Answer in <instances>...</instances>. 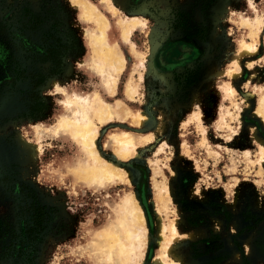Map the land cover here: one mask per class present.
Wrapping results in <instances>:
<instances>
[{"label":"rangeland","instance_id":"374dc122","mask_svg":"<svg viewBox=\"0 0 264 264\" xmlns=\"http://www.w3.org/2000/svg\"><path fill=\"white\" fill-rule=\"evenodd\" d=\"M88 1L106 15L108 43L126 60L115 97L109 96L90 69L88 35L96 29L82 19L72 0H0V189L7 194L0 200V218L18 229V200L28 192L49 212L31 261L9 258L0 259V264H108L99 236L117 225L129 195L142 206L148 228L143 264H152L160 253L162 221L167 226L177 222L182 234L203 233L197 239L174 242L183 264H264L256 244L264 232V168L258 163L260 150L254 136L257 133L264 140V123L255 116L264 94V28L259 52L241 59V76L233 80L218 74L230 68L241 41L251 43L250 31L242 22L264 20V0H209L208 4L204 0H119L123 9L116 16L100 0ZM127 13H136L145 22L130 39L136 52L151 56L150 72H145L131 44L120 36L118 20H125ZM38 14L42 24L37 32L26 34L23 40H30L29 50L23 49L17 29L31 28ZM70 28L80 37L83 54L66 58L64 70L53 76L52 64L40 58L53 42L50 36L66 42ZM174 44L191 48L196 55L183 65L167 68L161 53ZM22 72L45 78L38 92L50 106L46 120L31 118L26 99L31 85L29 79L20 78ZM131 77L139 92L134 102L124 96ZM227 82L236 90L235 98L228 100L222 92ZM95 91L109 103L122 100L149 118L141 129L117 119L101 128L100 154L130 174L127 182L103 189L75 181L70 167L82 154L71 139L42 133L67 112L63 105L67 96ZM194 112L202 114L200 123L190 121ZM122 131L136 138L158 136L120 161L107 137ZM23 141L38 146V155L33 157L24 149Z\"/></svg>","mask_w":264,"mask_h":264},{"label":"bare ground","instance_id":"6f19581e","mask_svg":"<svg viewBox=\"0 0 264 264\" xmlns=\"http://www.w3.org/2000/svg\"><path fill=\"white\" fill-rule=\"evenodd\" d=\"M100 1L114 16L123 9V3L119 2V0ZM72 2L80 9L82 19L96 29L88 35L92 50L90 69L100 77L109 96L115 97L119 78L126 67V60L116 47L108 43L107 33L110 27L108 19L101 10L88 0H72ZM136 13H127L125 20H118L119 24L118 22L117 24L120 26L122 40L126 44H131L135 57L140 59V64L145 72H150L152 70L151 56L136 52L135 46L130 39L136 30L145 27V22H142ZM242 23L250 31L249 38L251 43L244 40L241 41L239 54L232 59L230 68L218 73L233 80L238 79L242 74L241 59L246 56H254L259 52L258 39L264 28V20L259 17L255 20H243ZM153 51L154 46L150 53ZM195 55L193 49L183 48L178 44L161 54V62L167 68H172L183 65ZM170 64L171 67H169ZM248 65L253 67V62L250 61ZM132 77L125 84L124 96L127 100L134 102L139 92L138 87L133 83ZM142 77L139 78L141 79ZM223 85L222 92L225 98L227 100L235 98L236 90L233 84L227 82ZM63 105L67 112H64L55 125L42 130V133L55 138L66 136L78 146L82 158L79 157L80 159L70 167L75 181L86 187L100 189L113 184L127 182L130 174L120 166L106 161L98 150L101 128L108 127L117 119L119 122L129 120L132 126L136 125L141 129L149 121L148 116L142 111H132L122 100H118L114 104L109 103L96 91L90 95L74 93L65 98ZM255 116L260 117L264 123V94L258 100ZM190 121L200 123L202 114L194 112ZM38 133L41 134L39 130ZM160 133L161 129L158 135ZM158 135L153 134L136 138L128 131H122L109 135L107 142L112 145L114 156L120 161H126L137 153L138 146L142 142L151 144ZM203 136L206 142L205 132ZM254 136L260 150L258 163L263 169L264 140L260 139L257 133H254ZM23 144L24 149L31 153L33 157L38 155V146L25 141H23ZM158 230L160 253L155 257L152 264H183L181 256L175 252L176 246L174 242L180 238L197 239L203 234L197 230L191 234H182L178 229L177 222H172L167 226L162 221L158 225ZM99 239L103 242L104 249L102 252L108 264H143L149 243L148 228L142 206L133 195H129L123 201L117 225L113 228L104 229Z\"/></svg>","mask_w":264,"mask_h":264},{"label":"trees","instance_id":"16d2710c","mask_svg":"<svg viewBox=\"0 0 264 264\" xmlns=\"http://www.w3.org/2000/svg\"><path fill=\"white\" fill-rule=\"evenodd\" d=\"M209 3V0H204ZM34 23L31 28H18L17 38H20V47L29 50L30 40H23L29 32H37L42 24V16H34ZM56 29V28H53ZM53 41L48 44L45 53H42L44 62H51V75L57 76L64 70L63 57L79 58L83 54V46L80 37L74 29L68 30V40L64 42L61 39L50 36ZM18 49V46L16 47ZM22 72L20 78L28 80L31 85V92L26 95L29 103L30 116L35 121L46 120L50 111V106L37 92L38 88L45 84V78L38 73ZM188 179L185 180L188 183ZM22 193V192H21ZM24 193V192H23ZM7 196L0 189V200ZM18 229H16L8 220L0 218V259L7 260L9 258L22 259L31 261L35 251L36 242L44 233L49 220V212L46 207L42 206L32 192L24 193L23 198L18 200ZM257 248L262 256H264V232L257 241Z\"/></svg>","mask_w":264,"mask_h":264},{"label":"flooded vegetation","instance_id":"af4514ba","mask_svg":"<svg viewBox=\"0 0 264 264\" xmlns=\"http://www.w3.org/2000/svg\"><path fill=\"white\" fill-rule=\"evenodd\" d=\"M38 15H40V14H38ZM36 16V15H35ZM175 45H178V44H174L173 46H175ZM173 46H169V47H167L166 49H164L163 51H162V53H164V52H167L168 50H170V48H172ZM161 53V54H162ZM66 58H72V57H68V56H65V57H63V62L65 63V59ZM45 63H51V62H45ZM52 64V63H51ZM169 67H171V64H170V66ZM172 68H174V67H172ZM46 82V81H45ZM46 84V83H45ZM45 84L43 85V86H41L40 88H42V87H44L45 86ZM40 88H38V89H40ZM37 92H38V90H37ZM39 93V92H38ZM40 95V94H39Z\"/></svg>","mask_w":264,"mask_h":264}]
</instances>
